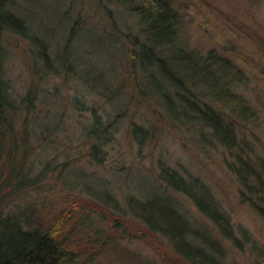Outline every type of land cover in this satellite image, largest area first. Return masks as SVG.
I'll return each mask as SVG.
<instances>
[{"label":"rangeland","instance_id":"rangeland-1","mask_svg":"<svg viewBox=\"0 0 264 264\" xmlns=\"http://www.w3.org/2000/svg\"><path fill=\"white\" fill-rule=\"evenodd\" d=\"M173 1L188 49L200 56L218 50L231 59L244 58L238 68L245 78L235 91L248 115L235 116V106L205 99L226 112L242 149L225 146L199 124L184 127L170 119L150 91V72L134 56L135 40L144 42L147 28L135 4L5 0V11L25 27L20 35H0V69L14 113L4 116L17 134L28 117L34 175L46 173L39 190L6 203V214L41 220L46 229L55 217L73 212L72 220H63L60 236L77 229L71 226L83 216L81 233H88L89 241L101 228L98 245L89 246L87 236L78 242L77 263L71 264H190L169 240L144 232L145 225L132 217L128 199L152 195L178 204L218 264H264L262 198L256 182L250 179L251 187L242 182L238 161L242 156L262 175L264 0ZM162 169L206 187L229 220L226 232L185 194L171 189ZM102 213L110 218L103 220ZM117 218L125 221L127 234L116 232Z\"/></svg>","mask_w":264,"mask_h":264},{"label":"trees","instance_id":"trees-1","mask_svg":"<svg viewBox=\"0 0 264 264\" xmlns=\"http://www.w3.org/2000/svg\"><path fill=\"white\" fill-rule=\"evenodd\" d=\"M127 2L132 6L135 4L147 27L144 30L145 41L139 43L135 40L138 52H134V56L141 69L150 72L147 78L150 91L164 104L170 119L184 127L199 124L225 146L232 149L239 146L238 149H242L237 143V132L227 122L226 112L219 113L205 99L209 98L218 106H235L234 111L232 110L235 116L248 115L242 97L235 91V87L242 83L239 80L245 78V72L238 68L244 58L238 56L231 59L227 52H224L225 56L224 53L219 54L218 50H211L205 56H200L188 49L181 34L183 19L173 5V0ZM5 4V0H0V35L4 31L23 34V21L5 11ZM12 105L0 69V264L77 263L74 250L77 249L78 242L88 235L81 233L83 216L78 218L79 224L71 226L77 229L69 231L68 236H60L63 220L69 217L72 220L73 212L71 216L62 213L55 217L46 229L42 228L41 220L33 218L31 221L27 218L24 221L22 216H14L12 212L6 214V203L39 190L41 177L46 178L44 170L34 175V167L30 161L31 131L28 117L22 123V131L17 134L10 119L7 120L4 116L7 111L11 113ZM240 106H243L242 109ZM242 158L238 157L242 167L239 166V170L244 171L241 173L242 182L245 186H250V179L257 183L255 191L262 198L263 206L259 209L264 220V163L261 175L252 163ZM161 178L171 189L190 198L208 219L226 232L229 220L220 212L211 193L199 181H188L173 169H162ZM42 186H45L44 182ZM128 200L130 213L145 225L144 232L159 234L169 240L176 246V252L190 264H218L206 241L201 240L202 235L171 198L152 195L133 202L132 199ZM99 204L104 207L103 203ZM72 208L79 207L72 205ZM105 209L107 210L106 207ZM102 215L103 220L110 218L105 213ZM118 218L125 220L127 216L119 215ZM118 218L116 232L127 234L129 228L125 221L122 223ZM96 231L99 236L95 240L89 241L87 236L89 246L98 245L102 229ZM79 235L80 239L77 237Z\"/></svg>","mask_w":264,"mask_h":264},{"label":"bare ground","instance_id":"bare-ground-1","mask_svg":"<svg viewBox=\"0 0 264 264\" xmlns=\"http://www.w3.org/2000/svg\"><path fill=\"white\" fill-rule=\"evenodd\" d=\"M11 114L13 115V113L11 112Z\"/></svg>","mask_w":264,"mask_h":264}]
</instances>
